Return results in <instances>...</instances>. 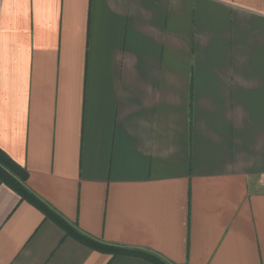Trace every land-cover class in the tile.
<instances>
[{
    "label": "crops",
    "instance_id": "0c3cea01",
    "mask_svg": "<svg viewBox=\"0 0 264 264\" xmlns=\"http://www.w3.org/2000/svg\"><path fill=\"white\" fill-rule=\"evenodd\" d=\"M0 150L101 245L264 264V0H0ZM0 264L155 263L0 182Z\"/></svg>",
    "mask_w": 264,
    "mask_h": 264
},
{
    "label": "trees",
    "instance_id": "16d2710c",
    "mask_svg": "<svg viewBox=\"0 0 264 264\" xmlns=\"http://www.w3.org/2000/svg\"><path fill=\"white\" fill-rule=\"evenodd\" d=\"M26 179V172H24L19 166H17L3 151L0 150V182L7 185L9 188L14 190L21 199L35 205L40 209L45 216L51 218L67 235H71L80 242L89 246L91 249L96 251L111 254L114 257L119 255L126 256H139L149 259L155 264H167L157 257L141 253L139 251L127 250L117 247H110L101 245L92 239L79 234L76 230L69 227L62 219L50 213L42 204H40L28 191L25 190L23 183Z\"/></svg>",
    "mask_w": 264,
    "mask_h": 264
},
{
    "label": "built area",
    "instance_id": "2783aa9c",
    "mask_svg": "<svg viewBox=\"0 0 264 264\" xmlns=\"http://www.w3.org/2000/svg\"><path fill=\"white\" fill-rule=\"evenodd\" d=\"M261 189H262V193H263V195H264V181H263L262 184H261Z\"/></svg>",
    "mask_w": 264,
    "mask_h": 264
}]
</instances>
